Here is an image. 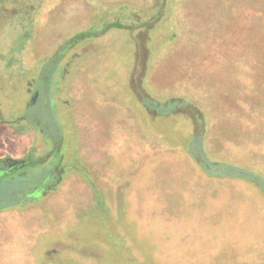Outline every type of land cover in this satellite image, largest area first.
<instances>
[{"label":"rangeland","instance_id":"rangeland-1","mask_svg":"<svg viewBox=\"0 0 264 264\" xmlns=\"http://www.w3.org/2000/svg\"><path fill=\"white\" fill-rule=\"evenodd\" d=\"M31 1L35 2L23 1L24 13L36 10L26 4ZM45 1L48 4L40 15L37 11L39 25L30 31V49L45 74L33 82L40 97L30 107L29 96H19L10 105L0 100V158H42L41 168L29 164L18 168L26 172L27 183L46 175L70 149L73 160L82 162L80 129L72 112L79 95L86 96L89 104L107 107L114 118L118 115L129 122V129L110 132L108 145L101 147L107 159L122 162L127 173L112 181L116 183L115 211L108 191L97 184L93 170L83 162L102 191L99 205L90 188L92 201L81 206L82 200L73 198L66 216L47 208L46 199L52 192L27 208L0 210L39 214L37 230L26 238L35 241L28 252L34 253L36 264H152L150 254L154 264H170L161 258L165 236L151 231L140 237L137 221L130 220L128 198L138 189L136 205L143 216L153 218L150 214L160 209L177 217L188 238L192 235L196 242L205 238L200 243L213 249L219 244L215 256L219 264H264L263 191L242 178L209 175L188 148L190 139L200 134L199 150L203 147L214 160L264 174V0H173L174 14L161 8L163 0H60L50 8L52 0ZM7 2L0 0V26L12 43L17 30L12 34L11 29L15 24L19 28V23L6 19L16 13ZM135 9L159 14L161 19L153 27H141L130 21ZM117 19L132 29L112 28L99 37L68 45L76 33L101 29ZM84 47L87 50L81 53ZM140 47L142 67L135 74ZM74 50L80 55L69 66L64 98L70 104L66 105L50 94L52 77L46 74L55 66L62 68ZM140 75L146 92L161 100L185 97L199 118H194L191 107L167 117H152L139 100L136 78ZM147 144L161 154L155 160L161 166L158 174L147 166L156 154ZM123 155H129L127 161ZM72 172L79 174L72 170L65 178ZM154 186L167 197L163 203L153 197ZM119 201L127 223L120 221ZM28 221L29 215L13 220L23 227ZM11 226L15 232L16 225ZM204 226L214 229V240L208 233L198 237ZM110 234L122 236L125 245L115 236L119 242L115 247L108 240Z\"/></svg>","mask_w":264,"mask_h":264},{"label":"crops","instance_id":"crops-1","mask_svg":"<svg viewBox=\"0 0 264 264\" xmlns=\"http://www.w3.org/2000/svg\"><path fill=\"white\" fill-rule=\"evenodd\" d=\"M85 98L86 96L79 95L74 98L75 101L72 105L74 122L80 129L79 157L85 165L93 170L97 184L108 191L110 195V207L115 211L116 183L112 181L127 176V173L126 170H124L123 163H115L111 158L107 159V156H105L107 153H105L103 149L108 145L111 139V133L115 132V130H120V127L124 130H128L129 122L124 121V119L118 115L117 118H114L107 107H98L91 104V102L89 104ZM97 122L101 123L100 126ZM93 123H96L97 127L91 126ZM102 125L105 126V129ZM99 128L102 130L104 129V132L101 133ZM107 130L108 132H106ZM147 145L149 146V144ZM101 147H103V149ZM155 148V146L149 148L152 153L156 152V154L152 157L154 162L147 164V166L156 169L158 174L161 166L155 160L156 156L158 158L161 154H157ZM123 156L127 161L129 155ZM144 156L145 155H140L141 158ZM154 184H156V181ZM138 190L133 198H128L130 205V220L137 221L140 237L146 236V234L151 231H159L165 236V251H163V255H161L164 261L170 264H219L220 258L217 260L215 259V256H218L219 244L213 249L209 246H205L204 242L200 243V240L205 239L200 238L205 233H208L209 236L213 238L216 234L214 229L204 226V231L198 232V237L200 239L196 242L193 240L192 235L188 238V233L177 224L178 218L171 214L168 215V212L166 213L160 209H154L150 214L153 218L143 216L139 207L136 205L138 200L135 198L139 196ZM153 190L154 192L152 195L157 201L163 203L164 199H167V197L161 191H158L155 186ZM73 198L81 199L82 201H79L81 206H85L86 203L92 201V192L89 185L79 174L74 172L70 173L62 181L57 191L52 192L47 197L46 206L51 212L58 215L63 213L64 216H66L67 210L71 208L70 202L74 201ZM35 214L29 211L14 212L7 210L0 212V264L37 263L34 253L28 252L30 248L34 247L35 241L34 239H29V241L26 240L28 235L32 237L38 228V222H41L40 217H38L39 214L37 212H35ZM26 215H29V221L25 223V227L13 222L14 218L23 219ZM207 218L209 217L207 216ZM185 219L188 221L189 218L185 217ZM13 224L16 225L15 232L12 231L14 228L11 225ZM207 240L210 239L208 238ZM212 240H214V238ZM214 250H217L216 253H214Z\"/></svg>","mask_w":264,"mask_h":264},{"label":"trees","instance_id":"trees-1","mask_svg":"<svg viewBox=\"0 0 264 264\" xmlns=\"http://www.w3.org/2000/svg\"><path fill=\"white\" fill-rule=\"evenodd\" d=\"M7 1H8L7 5L6 3L5 5L15 8L16 13L11 17H7L6 19L11 20L14 23H19L18 26L21 29L24 28L23 26L26 25V28L29 29L30 31L38 23L37 19L38 17H40L39 15L44 9L43 7L46 4H48V2L46 3L45 0H34L35 1L34 3L32 1L31 3L26 2L27 5L29 4L31 6L30 9L32 10L36 9L32 11L30 14L29 9L27 10L26 13L23 12L22 9L24 3L23 1L25 0H7ZM59 1L60 0H52V3L49 6V8L56 5ZM16 2L19 3L18 4L19 7H15L13 5L14 3L16 4ZM161 8L163 9L165 8L166 10L169 9L168 11H171V13L174 14V10H175L174 1L163 0ZM1 11L2 10L0 9V13ZM37 11H39V15L37 14ZM118 11L123 12V10L120 8ZM134 12L136 14L134 13L132 15L130 21L138 23L141 27H145V28L153 27L161 19V16L159 14L153 16V14H149L147 11L141 9H135ZM31 20L36 21L35 25H32L33 23H30ZM42 21H44V18L42 19ZM38 25L39 24H37L36 27H38ZM171 27L174 29L173 23ZM112 28L132 29L131 26L124 24L119 19L112 20L104 23L101 29H87L76 33L68 40V45L74 46L78 42H82L84 40L94 37H99L107 33ZM173 33L175 34L176 32ZM174 34L172 35L173 38H174ZM135 40L137 44L139 45L141 44V41L139 40L138 37H135ZM141 47L139 48L140 53L138 52L139 56L136 58L137 67L133 72L135 74L136 73L139 74L142 67ZM54 69H51V73L47 74L46 78L50 79L52 77ZM142 77L140 75V77L136 78V81L139 82L137 92L139 95V100L141 101L143 106L146 108V110L152 117H160V116L167 117L170 115H174L178 112L189 110L187 108L191 107L192 109L191 113L193 114L194 118L195 119L199 118L198 110H196L195 106L191 105L189 101L185 99V97H170L168 99L161 100V99H157L156 97H153L151 94L146 92L143 89V87H141L142 85L141 81L143 80ZM200 139H202L200 137V134H198L197 136H193L189 141L188 148L190 154L198 160V162L203 167L206 173L213 176H228V177H237V178L245 179L246 181L254 183L264 193V174L262 172L249 168L247 166L237 165L226 161L214 160L208 154L207 150L204 151L203 147L200 148L199 150V141H201ZM8 159L9 158H0V172L2 173V175L0 176V210L7 209L9 207H17L19 209H24L27 208L30 204L39 203L42 198L48 196L51 192L56 191L60 183L62 182V180H58L54 184L50 183L51 180L56 179V174L53 168L51 169L52 171L49 170V172L46 175L40 176L41 178L35 177L31 179L29 183H27L25 181L26 178L23 176L26 172L25 171L18 172V168L20 167L15 165H10ZM43 161L44 160L42 158H37L36 160L30 159L28 164L31 167L37 166L41 168ZM80 164L78 167L74 169V171H77L88 182L90 188L92 189L95 202L97 205H99V201H98L99 195L102 193V191L94 183L92 174L89 171V169L84 164H82V162H80ZM6 197L9 198L11 197V198L9 200L4 201ZM119 207H120V211H119L120 219L122 218V220L120 221L126 222V213H125V209H123L124 207L122 201L121 202L119 201ZM115 236H112L111 234L108 235V240H111V243L115 245V247H119V242L116 240ZM117 238L118 240L123 242V246H124L125 242L122 236H117ZM76 249L82 253L84 252L83 254L86 253L85 251H83V249L82 251L79 250L80 248L78 246Z\"/></svg>","mask_w":264,"mask_h":264},{"label":"flooded vegetation","instance_id":"flooded-vegetation-1","mask_svg":"<svg viewBox=\"0 0 264 264\" xmlns=\"http://www.w3.org/2000/svg\"><path fill=\"white\" fill-rule=\"evenodd\" d=\"M13 27L17 32L14 40L10 43L8 40V38H11L10 35L5 32V27L0 26V100L5 104L10 105L16 101L19 96H29L28 107H30L36 105L37 100L40 97V89L34 88L33 82L36 78L40 79L43 76L45 77V74L43 73L42 68L38 67L39 65L36 56L30 49V30L26 28V25L23 26V29L18 28L16 24ZM86 50L87 48L84 47V49L81 50V53ZM79 53V51L74 50L72 56L70 55L62 68L57 67L53 71L52 79L49 84V91L51 92L50 94L56 95V98L61 104H70L69 100L64 98V94L67 91L68 75L71 74V67L69 69V66L73 64L72 60L80 55ZM10 86H12L11 89ZM62 142H66L64 136ZM68 151L69 152L66 151L61 155L59 164L54 167L56 179L51 180L50 183L54 184L58 180L63 181L67 172L74 170L77 165L80 164L78 159L73 160L71 149ZM20 161L21 163L15 164V166L22 168L29 163V160ZM150 260L152 261V264H154L152 254H150Z\"/></svg>","mask_w":264,"mask_h":264},{"label":"water","instance_id":"water-1","mask_svg":"<svg viewBox=\"0 0 264 264\" xmlns=\"http://www.w3.org/2000/svg\"><path fill=\"white\" fill-rule=\"evenodd\" d=\"M7 29H8V31L10 30L9 27H6V30ZM15 32H16V29H11V33L12 34H14ZM8 161L10 162V165H15V164H20L21 163L20 160H15V159H8Z\"/></svg>","mask_w":264,"mask_h":264}]
</instances>
